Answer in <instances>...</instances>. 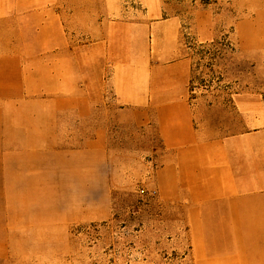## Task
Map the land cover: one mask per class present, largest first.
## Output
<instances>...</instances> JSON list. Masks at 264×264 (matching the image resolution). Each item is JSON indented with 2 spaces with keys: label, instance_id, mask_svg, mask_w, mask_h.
<instances>
[{
  "label": "rangeland",
  "instance_id": "1",
  "mask_svg": "<svg viewBox=\"0 0 264 264\" xmlns=\"http://www.w3.org/2000/svg\"><path fill=\"white\" fill-rule=\"evenodd\" d=\"M102 19L122 24L110 25L105 50L88 47ZM9 55L13 63L0 62V106L21 99L36 108L40 89L57 81L68 89L77 79L93 93V122L107 129V154L95 168V219L64 233L29 229L9 242L12 255L0 264H197L182 201L159 189L166 161L155 114L121 105L103 62L187 58L189 101L204 136L259 126L264 0H14V15L0 16V61ZM103 206L106 213H98Z\"/></svg>",
  "mask_w": 264,
  "mask_h": 264
},
{
  "label": "crops",
  "instance_id": "2",
  "mask_svg": "<svg viewBox=\"0 0 264 264\" xmlns=\"http://www.w3.org/2000/svg\"><path fill=\"white\" fill-rule=\"evenodd\" d=\"M13 15L14 0H0V16ZM98 22L101 34L88 47L105 50L110 25L122 22ZM134 57L106 59L103 70L110 64L121 105L155 114L166 161L157 172L159 189L182 201L197 264H264V121L206 137L189 101L188 59L142 63ZM2 59L13 63L10 55ZM37 95L36 108L21 99L0 106V257L11 256L9 242L29 229L64 233L96 216L95 168L104 167L107 129H95L93 93L75 79L68 89L57 81ZM244 110L253 113L250 106ZM262 113L264 120L263 106Z\"/></svg>",
  "mask_w": 264,
  "mask_h": 264
}]
</instances>
